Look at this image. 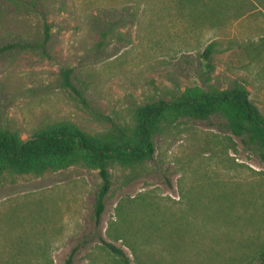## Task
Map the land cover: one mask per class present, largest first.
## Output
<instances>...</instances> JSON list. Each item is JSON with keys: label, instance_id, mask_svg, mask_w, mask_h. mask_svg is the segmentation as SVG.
<instances>
[{"label": "rangeland", "instance_id": "1", "mask_svg": "<svg viewBox=\"0 0 264 264\" xmlns=\"http://www.w3.org/2000/svg\"><path fill=\"white\" fill-rule=\"evenodd\" d=\"M46 28L44 52L3 50L40 44ZM235 87L264 119V0H0V130L20 140L59 125L116 139L145 104ZM152 142V161L110 166L98 225L101 179L86 163L2 171L0 264H64L72 251V264H122L100 238L131 264H258L257 151L217 117L164 122Z\"/></svg>", "mask_w": 264, "mask_h": 264}, {"label": "trees", "instance_id": "2", "mask_svg": "<svg viewBox=\"0 0 264 264\" xmlns=\"http://www.w3.org/2000/svg\"><path fill=\"white\" fill-rule=\"evenodd\" d=\"M217 8L211 7V14L216 15ZM48 40L46 28L40 44H11L3 50L30 49L44 52ZM212 54L211 45L201 54L205 75L212 70ZM62 74L65 84L70 86V71H63ZM213 117L226 120L231 132L240 136L245 146L254 148L264 162V119L257 107L249 101L247 91L235 87L210 93L188 90L171 101L145 104L135 113L133 131L128 134L117 129V138L111 140L93 139L68 125L56 126L27 140H20L17 135L0 130V173L11 170L18 174H40L77 161L86 163L98 170L101 179L94 205V219L98 225L104 212L105 198L111 188L110 166L134 167L152 161L155 154L152 139L164 122L170 123L179 118L202 120ZM100 242L109 252L119 257L122 264H131L122 250L102 238ZM73 256L74 251L64 264H72ZM258 264H264V247L259 252Z\"/></svg>", "mask_w": 264, "mask_h": 264}]
</instances>
